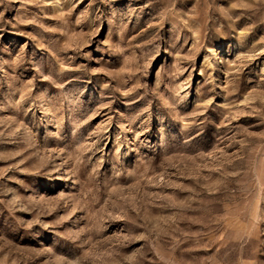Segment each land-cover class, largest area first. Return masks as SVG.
<instances>
[{
	"label": "rangeland",
	"instance_id": "rangeland-1",
	"mask_svg": "<svg viewBox=\"0 0 264 264\" xmlns=\"http://www.w3.org/2000/svg\"><path fill=\"white\" fill-rule=\"evenodd\" d=\"M0 264H264V0H0Z\"/></svg>",
	"mask_w": 264,
	"mask_h": 264
}]
</instances>
